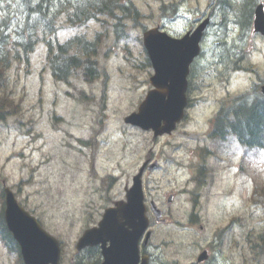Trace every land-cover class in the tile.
Instances as JSON below:
<instances>
[{
	"label": "rangeland",
	"instance_id": "1",
	"mask_svg": "<svg viewBox=\"0 0 264 264\" xmlns=\"http://www.w3.org/2000/svg\"><path fill=\"white\" fill-rule=\"evenodd\" d=\"M237 1L229 4L232 10L229 5L218 6L214 0H133L144 16L140 23L145 30L160 28L171 37H179L208 20L203 57L196 62L192 77L197 86L191 94L196 106L170 135L153 138L151 132L123 123L150 88V69L144 65L146 56L140 41L142 26L130 27L125 41L119 42L109 31L103 43L100 61L109 78L102 110L96 104L106 92L101 82L88 85L80 81L68 87L54 82L43 67L42 45L35 48L28 73L22 65H14L8 72L3 95L19 106L17 113L0 123V181L4 179L21 205L60 240L63 264H70L74 257L81 232L94 226L103 210L123 197L124 187L129 186L147 156L160 164L146 180L148 197L163 205L164 193L174 194L169 208L173 221L187 223L183 213L189 211L188 201L194 199L216 224L222 222L220 215H238L247 229L254 227V238L264 229V212L251 202L256 198L255 185L264 186V149L245 153L233 140L209 138L212 113L227 100L248 99L243 93L248 89L249 73L260 72L264 79V38L252 41L255 52L248 49L247 31L241 29L238 38L240 30L234 18ZM170 3L178 5V13L171 18L160 12L161 6ZM1 7L2 16L16 27L22 19L18 1L1 0ZM89 27L90 35L97 31L106 36L105 24ZM63 34H59L60 40ZM248 65L250 68H246ZM240 67L245 69L242 73L231 71ZM101 112L102 122L98 123ZM94 137L95 147L77 143V139ZM203 168H211L212 178L201 189L192 180L203 178L199 173ZM108 175L115 180L106 190L101 180ZM201 190L208 195L205 203L194 196ZM192 231L199 229L156 227L154 245L159 247L160 260L181 261L171 245L177 241L202 244ZM186 235L184 240L179 237ZM14 259L0 242V264H14Z\"/></svg>",
	"mask_w": 264,
	"mask_h": 264
},
{
	"label": "trees",
	"instance_id": "2",
	"mask_svg": "<svg viewBox=\"0 0 264 264\" xmlns=\"http://www.w3.org/2000/svg\"><path fill=\"white\" fill-rule=\"evenodd\" d=\"M17 1L24 19L13 27L12 36V23L8 17L1 15L0 0V122L5 121L7 115L17 113L19 106L13 99L3 95L7 87V73L13 65H23L25 72H28L30 56L37 42H42L46 47L45 64L55 82L72 86L80 81L91 85L99 80L102 88L107 91L109 76L100 61V50L109 31L116 42L125 41L129 27L141 25L143 16L137 6L131 0ZM214 1L218 2V6H232L234 0ZM258 1H237L234 10L240 30L241 27L248 28L253 8ZM92 23L105 24L106 36L100 32L89 36ZM63 30H72L73 34L60 41L58 33ZM145 64L149 65L146 59ZM80 92H83L81 96L85 95L84 91ZM105 97L106 92L102 93L100 101L96 103L100 110L104 107ZM102 117L101 112L98 123ZM212 125V135L215 137L227 134L245 148L261 147L264 141V101L258 99L255 105L249 106L246 100L223 103Z\"/></svg>",
	"mask_w": 264,
	"mask_h": 264
},
{
	"label": "water",
	"instance_id": "3",
	"mask_svg": "<svg viewBox=\"0 0 264 264\" xmlns=\"http://www.w3.org/2000/svg\"><path fill=\"white\" fill-rule=\"evenodd\" d=\"M205 24L191 36L187 34L180 40L170 38L158 29L143 34L144 48L154 71L149 80L153 89L147 92L137 111L124 119L126 124L152 129L155 134L169 133L175 128L183 117L186 77L189 66L200 53L199 42ZM253 24L256 32L264 34L262 5L255 9ZM139 178L135 177L133 186L126 191V203L118 202L114 208L106 209L98 226L84 232L76 245L78 250L101 244L102 264L124 263L122 260L134 255L136 243L147 227ZM5 192V221L22 248L25 262L57 264V242L45 235L34 219L17 206L8 190ZM125 224L128 228L124 227ZM107 241L110 242L109 248H106Z\"/></svg>",
	"mask_w": 264,
	"mask_h": 264
},
{
	"label": "flooded vegetation",
	"instance_id": "4",
	"mask_svg": "<svg viewBox=\"0 0 264 264\" xmlns=\"http://www.w3.org/2000/svg\"><path fill=\"white\" fill-rule=\"evenodd\" d=\"M225 229L226 227L222 228L221 231L214 235V237L212 234L210 243L207 241L206 243H204V246L200 247L202 251V257L200 261H197V264H238L239 248L236 246L235 243H233L232 240L233 229L230 227L226 231H224ZM148 246L150 248H148L144 252L149 255L151 263L152 255L150 253V250L154 251V249L152 248L151 244ZM192 248L193 247H189V249ZM247 259H250L248 255ZM241 261L244 263L246 262V259H241ZM167 264H179V262L174 260L168 262Z\"/></svg>",
	"mask_w": 264,
	"mask_h": 264
},
{
	"label": "bare ground",
	"instance_id": "5",
	"mask_svg": "<svg viewBox=\"0 0 264 264\" xmlns=\"http://www.w3.org/2000/svg\"><path fill=\"white\" fill-rule=\"evenodd\" d=\"M241 29L243 30V31H247V28L246 27H244V28H242L241 27ZM259 99V96H256L254 99H247V104H248V106L249 105H255L256 103H257V100Z\"/></svg>",
	"mask_w": 264,
	"mask_h": 264
}]
</instances>
